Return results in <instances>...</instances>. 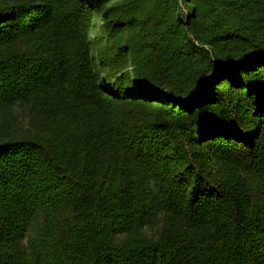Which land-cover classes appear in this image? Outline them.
Masks as SVG:
<instances>
[{"label":"trees","instance_id":"obj_1","mask_svg":"<svg viewBox=\"0 0 264 264\" xmlns=\"http://www.w3.org/2000/svg\"><path fill=\"white\" fill-rule=\"evenodd\" d=\"M0 264H264V0H0Z\"/></svg>","mask_w":264,"mask_h":264},{"label":"rangeland","instance_id":"obj_2","mask_svg":"<svg viewBox=\"0 0 264 264\" xmlns=\"http://www.w3.org/2000/svg\"><path fill=\"white\" fill-rule=\"evenodd\" d=\"M24 132H37L26 105H15L11 110L0 114V137L9 134L20 135Z\"/></svg>","mask_w":264,"mask_h":264}]
</instances>
